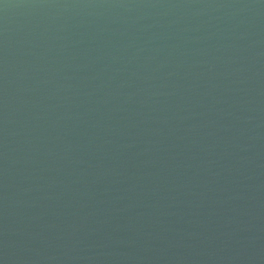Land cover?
Instances as JSON below:
<instances>
[{"label":"water","instance_id":"95a60500","mask_svg":"<svg viewBox=\"0 0 264 264\" xmlns=\"http://www.w3.org/2000/svg\"><path fill=\"white\" fill-rule=\"evenodd\" d=\"M0 264H264V0H0Z\"/></svg>","mask_w":264,"mask_h":264}]
</instances>
